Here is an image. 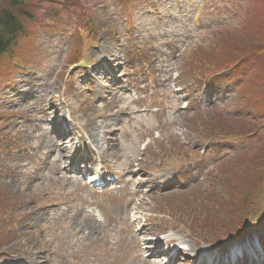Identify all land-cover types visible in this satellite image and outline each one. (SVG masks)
Masks as SVG:
<instances>
[{
	"label": "rangeland",
	"instance_id": "rangeland-1",
	"mask_svg": "<svg viewBox=\"0 0 264 264\" xmlns=\"http://www.w3.org/2000/svg\"><path fill=\"white\" fill-rule=\"evenodd\" d=\"M19 1L24 35L0 59V264L109 262L96 250L118 240L82 239L75 215L109 222L116 203L57 172L87 147L144 171L148 233L191 248L264 225V0Z\"/></svg>",
	"mask_w": 264,
	"mask_h": 264
},
{
	"label": "trees",
	"instance_id": "trees-1",
	"mask_svg": "<svg viewBox=\"0 0 264 264\" xmlns=\"http://www.w3.org/2000/svg\"><path fill=\"white\" fill-rule=\"evenodd\" d=\"M25 7H32L19 0H0V59L10 53V49L15 46L17 38L24 33L20 22V16L27 17L24 12Z\"/></svg>",
	"mask_w": 264,
	"mask_h": 264
},
{
	"label": "bare ground",
	"instance_id": "bare-ground-1",
	"mask_svg": "<svg viewBox=\"0 0 264 264\" xmlns=\"http://www.w3.org/2000/svg\"><path fill=\"white\" fill-rule=\"evenodd\" d=\"M45 116L46 117H50L51 115L46 114ZM53 124H54V127H58L59 126L58 124H55V122H53ZM63 147H64V145H63ZM131 168H132V164H131V167L129 166L128 169L127 168L124 169L123 172H126V171L130 170ZM86 228H87V230H89V234L90 235H93L98 230V228L96 227V225L94 223H88V224H86Z\"/></svg>",
	"mask_w": 264,
	"mask_h": 264
}]
</instances>
